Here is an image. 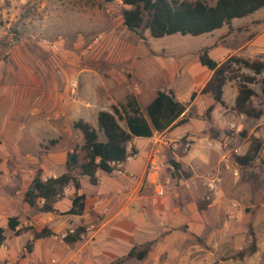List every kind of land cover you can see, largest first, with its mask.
Returning a JSON list of instances; mask_svg holds the SVG:
<instances>
[{"label":"crops","instance_id":"obj_1","mask_svg":"<svg viewBox=\"0 0 264 264\" xmlns=\"http://www.w3.org/2000/svg\"><path fill=\"white\" fill-rule=\"evenodd\" d=\"M228 38L224 32L217 35L216 41L209 46L208 54L210 49L219 47ZM89 48L90 46L86 47ZM263 52L264 38L258 32L251 38L241 37L233 49L227 53L220 52L214 60L221 61L230 54L262 60ZM182 55L184 53H177L174 57H178L179 63L176 60L172 63L162 59L158 61L152 55L141 62L140 67L135 68L139 69V73L130 65L129 78L119 77L114 83L102 82L98 76L95 80L89 79L93 72L87 64L80 67L82 78L77 79L79 95L68 94L70 85L73 86L71 93L75 91L74 81L69 85L65 83L62 90L57 89L55 79L50 82V87L43 96L47 99L43 101L47 107L45 114L51 120L46 123L39 119L38 127H34L42 129L43 135L34 137L32 143L22 132L17 135L21 128L16 130V159L23 166H32L28 168L29 174L22 176L16 168L6 172L0 164V227L4 236L0 244V264H110L130 247L146 242L151 243L149 250L146 257L139 260H144V264H201L216 253V241L210 242L209 238L207 245L210 242L212 247L207 248L205 244L189 240V235L210 234L214 225L212 219L219 212V207L216 200L208 201L205 198V178L208 174L215 173L222 181V186L230 181L229 171L236 169L224 146L229 140L232 145L237 144L238 140L235 136L231 141L228 124L238 121L245 125L248 124L246 118L251 117L237 113L232 108L236 94V86H229L232 80H227L222 85L221 99L224 106L214 102L209 91L201 93L200 89L208 86L211 72L199 62L194 64L191 56L182 58ZM175 71L177 75H174ZM199 74L204 76L202 80ZM135 78L139 83L135 82ZM157 90L170 91L180 103L188 102L183 112L172 122L165 124L163 119H157L159 125H164L160 129L154 128L146 112L147 104ZM191 92H195V95L190 100ZM126 95L135 100L150 135H132L129 142L134 155L121 163L122 174L96 170V184L89 183L85 176L80 177L77 190V194H83V211L80 215L61 213L69 207L73 194L71 186H66L63 193L55 197L54 212L37 210L34 214L29 213L33 207L23 201L22 195L34 169L39 167L42 177L56 176L66 171L64 160L70 147L66 149V146H55L58 140L73 137L69 131L72 121L82 119L96 128V113L99 110H109L110 105L116 104ZM200 96L206 97V103L199 109V113L192 115L190 109ZM121 104L124 105L123 102ZM210 104L212 108L206 115L205 108ZM128 115L132 116V113L128 111ZM179 119L183 121L176 124ZM119 125L126 130L125 122L124 125ZM4 127H0V131L7 134V128ZM183 134L204 136L218 144L219 148L195 142L190 148L184 149L182 142L178 140ZM50 139L55 142L48 145L45 156L39 159L38 151ZM250 139L251 137L244 138L239 146L242 154ZM25 140L32 144V151L25 147L20 151L19 143ZM170 160L178 164L176 170L170 166ZM162 184L164 194L158 196L155 190ZM95 200L97 204L93 205ZM40 203L41 199L37 200V205ZM10 216L17 219L13 230L6 224ZM26 216H29L28 227H22L21 221L26 220ZM77 225L84 228L79 238L73 242L63 241L61 236ZM41 228L48 229L51 234L32 239L31 229ZM26 242L30 243L29 251L24 249ZM150 254L152 259L148 258ZM131 259L135 258H128L119 264H126Z\"/></svg>","mask_w":264,"mask_h":264},{"label":"rangeland","instance_id":"obj_2","mask_svg":"<svg viewBox=\"0 0 264 264\" xmlns=\"http://www.w3.org/2000/svg\"><path fill=\"white\" fill-rule=\"evenodd\" d=\"M201 1L207 4L214 2ZM126 7L120 0H0V127L7 128V134L0 131V164L6 172L16 168L22 176L29 174L28 168L32 166H23L16 159V130L21 128L17 135L22 132L32 143L34 137L43 135L42 129L34 127H38L39 119L46 123L51 120L45 114L47 107L43 99L47 98L43 96L53 79L59 90L63 89L65 83L69 85L74 81L75 91L71 93L73 86L70 85L68 94L79 95L78 80L82 78L80 67L87 64L93 72L89 79L95 80L98 76L102 82L114 83L119 77L129 78L130 65L134 69L138 68L141 62L152 55L158 61L162 59L172 63L175 60L178 62V57L174 58L177 53H184L180 57L189 55L194 64H199L196 57L199 49L205 45L209 49L210 44L222 32L229 36L228 41L209 50L208 56L212 59L220 52L227 53L233 49L241 37L251 38L259 32L264 38V6L251 14L232 19L229 26L223 25L212 33L195 36L173 33L153 38L143 27V20L137 30L144 35L143 39L122 24L121 11ZM87 46L90 48L86 49ZM262 58L264 60V52ZM135 70L139 73V69ZM240 72L251 74L245 68H241ZM174 75H177V71ZM262 75L264 69L255 78ZM199 78L202 80L204 76L199 74ZM135 82L139 83L136 78ZM229 86H236L235 81L232 80ZM250 87L256 93L251 97L250 104L261 109L262 114L257 119L246 118L248 124L245 125L234 121L235 125L239 124L238 129L230 128L228 124L231 141L236 136L238 146L232 145V142L230 144L229 140L224 148L236 170L229 171L230 181L223 186L217 174L207 175L206 178L214 175L218 178L215 191H207V196L208 201L216 200L219 212L212 219L214 225L210 234L189 235V240L205 244L207 248L212 247L209 244L213 240L218 243L216 253L201 264H264V175L259 163L261 153L255 160L244 164H239L234 159L235 155L242 154L239 146L244 138L257 137L264 140L262 97L257 83L250 84ZM124 98L116 104L124 103ZM205 101V96L198 97L190 113H199ZM125 109L129 111L127 106ZM118 122L124 125L123 119ZM69 128L73 137L58 140L56 148L66 146L68 149L81 142V133ZM63 136L66 134L63 133ZM97 137L99 140L103 139L101 132L97 133ZM31 145L28 140L21 141L20 151H23V147L32 151ZM231 208L233 215L228 217L227 213ZM35 212L36 207L29 211L31 214ZM28 217L21 221L22 227H28ZM249 229L254 237V251L251 254L247 253ZM150 255L148 258L152 259ZM143 262L145 261L131 259L126 264H144ZM150 262L151 260L148 263Z\"/></svg>","mask_w":264,"mask_h":264},{"label":"trees","instance_id":"obj_3","mask_svg":"<svg viewBox=\"0 0 264 264\" xmlns=\"http://www.w3.org/2000/svg\"><path fill=\"white\" fill-rule=\"evenodd\" d=\"M109 2L111 0H102ZM126 8L121 11V20L124 27L136 32L144 20L143 27L150 37L157 38L164 35L179 33L192 36L211 32L223 25L229 26L234 18H240L251 14L255 10L264 6V0H214L212 4H207L201 0H120ZM198 62L206 67L210 72L208 86L200 89L201 93L210 92L214 102L224 106L221 99L222 85L227 80L236 83V94L234 96L232 108L247 117L258 118L262 111L251 106V97L256 93L250 84L257 83L259 93L264 105V75L255 78L264 69V60L247 59L241 56L230 54L221 61H216L208 56V47H202L197 55ZM245 68L251 74L240 72ZM195 92H191V100ZM185 103L176 101L170 91L157 90L155 96L147 104L146 112L154 128L160 129L164 125H159L157 119H163L165 124L172 122L186 107ZM125 106L132 113L128 115ZM212 104L205 108L208 115ZM124 119L126 130L123 129L118 120ZM183 119L176 121L179 124ZM71 127L81 133L82 141L74 144L66 152L64 166L66 171L50 177H42V170L38 167L34 169L30 182L24 190L22 198L31 207H36L42 212H54L53 201L55 197L61 195L66 186L73 188L69 207L61 212L63 214L80 215L83 211V194H77L79 189V178L87 177L89 183L96 184L98 178L96 170L109 173L115 169V163L124 160L126 155L125 145L130 141L132 135L146 136L150 131L144 118L140 115L137 104L132 96L124 98V105L121 103L110 105L109 110H99L96 113V129L82 119L72 121ZM97 132H101L103 140L97 139ZM54 139L48 140L38 151L39 159L46 154L49 144H53ZM132 149V148H131ZM132 152L134 150L132 149ZM260 165L264 172V140L251 137L246 151L241 155H235L234 159L239 164L253 160L259 153ZM170 166L176 170L179 166L170 160ZM41 199L40 205L37 200ZM207 200H205L206 202ZM7 227L13 230L17 224L14 216L7 218ZM83 226L77 225L72 231H66L61 239L65 242L76 241L83 232ZM18 230H15L17 232ZM3 229L0 227V244L3 241ZM51 232L46 228L39 230L31 229L32 239L49 236ZM250 242L248 254L254 251V237L249 229ZM150 242L140 246L130 247L123 255L115 258L111 264H119L128 258L141 260L146 257L150 247ZM26 251L30 250V243L24 244Z\"/></svg>","mask_w":264,"mask_h":264},{"label":"built area","instance_id":"obj_4","mask_svg":"<svg viewBox=\"0 0 264 264\" xmlns=\"http://www.w3.org/2000/svg\"><path fill=\"white\" fill-rule=\"evenodd\" d=\"M229 127L230 128H235V129H238V125L234 124V123H229ZM178 140L180 142H182V145L184 147V149H188L190 148L195 142H203L205 143L207 146H212V147H215V148H219V145L218 144H214L212 143L210 140H208V138L202 136V137H197V136H194L192 134H183L181 136H179ZM125 150H126V155L124 157V160L121 161V162H116L115 163V169L113 170V172L117 175H120L122 174V171H121V163L126 161V160H129L134 154L132 152V149H131V145H130V142H127L126 145H125ZM157 166L159 167L160 166V163L157 164ZM217 176H211V177H208L206 178V182H205V185H206V188H207V191L212 193L215 191L216 189V182H217ZM166 183V181H165ZM155 194L158 195V196H162L164 194V185H159L156 190H155ZM206 199H208V196L206 195L205 197ZM97 204V201L95 200L93 202V205H96ZM233 209L231 208V210L228 211L227 215L228 217H231L233 215ZM62 237V236H61Z\"/></svg>","mask_w":264,"mask_h":264}]
</instances>
